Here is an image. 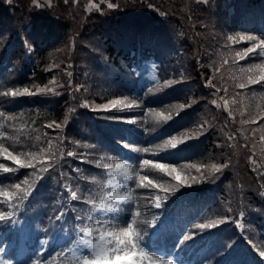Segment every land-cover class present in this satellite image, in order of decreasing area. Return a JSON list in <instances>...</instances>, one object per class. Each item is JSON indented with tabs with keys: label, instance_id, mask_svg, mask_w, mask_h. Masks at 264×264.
Segmentation results:
<instances>
[{
	"label": "trees",
	"instance_id": "16d2710c",
	"mask_svg": "<svg viewBox=\"0 0 264 264\" xmlns=\"http://www.w3.org/2000/svg\"><path fill=\"white\" fill-rule=\"evenodd\" d=\"M68 254L264 264V0H0V264Z\"/></svg>",
	"mask_w": 264,
	"mask_h": 264
},
{
	"label": "rangeland",
	"instance_id": "374dc122",
	"mask_svg": "<svg viewBox=\"0 0 264 264\" xmlns=\"http://www.w3.org/2000/svg\"><path fill=\"white\" fill-rule=\"evenodd\" d=\"M45 1L46 0H30V2L34 5V7L38 8V9L41 8V6H43V4H44ZM117 167L121 168L122 171H127L128 168L130 167V164L128 162L117 163ZM120 179L121 178L116 179V181L119 182ZM122 184H125V182L124 183H121V185ZM69 256L70 255L68 254L65 258L61 259L60 261H65L66 264H68V257Z\"/></svg>",
	"mask_w": 264,
	"mask_h": 264
}]
</instances>
